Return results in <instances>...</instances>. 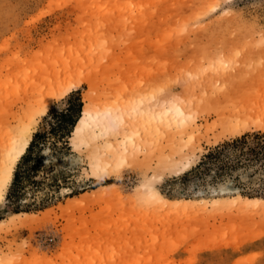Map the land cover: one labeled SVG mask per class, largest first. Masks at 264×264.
Instances as JSON below:
<instances>
[{"label":"rangeland","instance_id":"1","mask_svg":"<svg viewBox=\"0 0 264 264\" xmlns=\"http://www.w3.org/2000/svg\"><path fill=\"white\" fill-rule=\"evenodd\" d=\"M173 101L184 132L96 168L84 110ZM263 125L264 0H0V168L19 134L27 170L0 193V264H264Z\"/></svg>","mask_w":264,"mask_h":264},{"label":"bare ground","instance_id":"2","mask_svg":"<svg viewBox=\"0 0 264 264\" xmlns=\"http://www.w3.org/2000/svg\"><path fill=\"white\" fill-rule=\"evenodd\" d=\"M221 61H222L221 63L225 65V67H229L226 61L224 62L223 60ZM142 106H143V103L138 104L136 107H134L131 110V112H129L130 110L128 111L118 110L115 112H113V110L112 111L110 110V111L103 113V112H100V110H97V111L84 110L85 112L83 113V116L80 118V120L77 122L78 124L76 126L80 137L87 142H92L96 138H105V141H106L105 148L108 154L107 160L103 159L104 157L101 155V153H98L97 154L98 156L96 157V160H95L96 168L106 171L109 167H114V165L123 163L127 158L126 156L127 152L132 151L134 147H137L138 149L142 147V145L140 144L138 145L139 143L137 142L138 140L136 141L137 137L142 136L140 131H143L146 133L148 132V135L150 136L153 132L154 134L156 132H159L157 133V135L164 134L167 131V129L176 127V128H182V129L184 128L183 131H181V132H184L187 124L190 122L191 119H193V115L189 113L186 107L180 104L179 102L173 101L172 105L168 107L165 111L156 110L155 108L149 107L148 105L147 107H142ZM255 123H257V121ZM242 125L244 126L243 123L240 126L242 127ZM240 126L238 127L237 125V128L239 129ZM260 128L263 129L264 127L263 128L260 127ZM238 129H237V132L235 133L237 135L239 134ZM21 139L23 140L22 136L17 134L16 137H14L13 139L14 141H12V143L9 142V144L7 145L5 159L2 162V165L0 168V193L3 191L5 187V182L7 183L11 181L14 166L16 162L18 161V159L20 158V156L22 155V152L25 148L26 143H21ZM135 141L137 142V144L135 143ZM103 160H105L106 162L103 163ZM148 196L150 199L157 200V202H160L162 205H166V206L172 205V206H175L176 208L179 207V209L181 210H183L184 207L188 208L189 206L191 207L193 205L195 206V203L203 204V205L208 203V201L204 199L198 200V201H189V200L188 201H168L150 189H149ZM217 200H214L212 202L210 201V204L213 203L212 204L214 206L213 208L221 204L219 203L220 201H218L219 203L218 204ZM229 201H233V203H235L234 206H238V204L246 205V207L243 206V208H247V205H250V204H254L255 206L258 203L259 204L263 203L258 199L252 200V199L241 198V197H234L232 199L227 200L226 203L229 204ZM223 203L224 202L222 200V204ZM226 203H224V205H226ZM259 204L257 206H259ZM224 205L222 207H224ZM258 236L260 237V235ZM258 236L252 237V240H254V238H258ZM247 240H248V237H247ZM219 244L218 246H220ZM227 246H231V245L228 244ZM205 247H208V246L205 245ZM232 247H234V245Z\"/></svg>","mask_w":264,"mask_h":264},{"label":"trees","instance_id":"3","mask_svg":"<svg viewBox=\"0 0 264 264\" xmlns=\"http://www.w3.org/2000/svg\"><path fill=\"white\" fill-rule=\"evenodd\" d=\"M35 136H36V135H35ZM32 145H33V144H32V141H31V143H30L29 146L27 147V150H30V149L32 148ZM207 156L210 157V154L207 155ZM26 159H27V156H24V157L22 158L23 161L26 160ZM22 175L27 176V170H24V171L21 172V173H20V171H15V172L13 173V176H12V179H11L10 187H14V186L18 185V183H20V180H21ZM10 187H9V190H10Z\"/></svg>","mask_w":264,"mask_h":264}]
</instances>
